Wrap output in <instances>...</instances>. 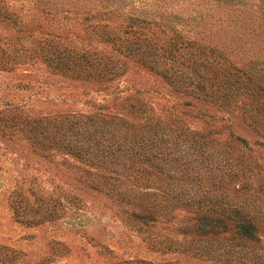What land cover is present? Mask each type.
<instances>
[{"label": "rangeland", "instance_id": "374dc122", "mask_svg": "<svg viewBox=\"0 0 264 264\" xmlns=\"http://www.w3.org/2000/svg\"><path fill=\"white\" fill-rule=\"evenodd\" d=\"M130 15L150 23L140 37L123 32L125 17ZM94 24L108 25L114 32L113 42L101 37L89 41ZM171 28L206 50L191 46L179 53L182 59L176 66H169L173 63L156 54L150 42L154 34L172 33ZM88 41L106 55L121 57L119 73L102 87H84L86 83L57 71L59 43L83 48L81 44ZM212 47L241 73L256 74L264 86V0H0V264H237L212 261L185 248L183 216L190 215L191 208L180 210L156 191L175 195L209 189L218 181L211 174L223 166L226 177L221 186L227 190L222 196L205 197L211 213L228 217L246 210L257 218L264 244V116L260 122L253 119L257 104L263 110L264 100L255 98L256 102L253 86L233 75L218 79L228 86V108L220 106V101L201 102L190 96L186 76L195 72L196 77H206L203 66L213 65ZM159 61L166 64L161 69L171 79L155 69ZM187 102L196 106L187 108ZM99 108H107L104 112L112 116L128 112L134 120H152L168 128L167 146L169 152L177 153L179 164L166 171L161 166L149 168L136 186L130 170L121 177L110 167L103 168L99 156L91 161L58 152L52 141L57 117L89 115ZM214 116H227L230 123H215ZM189 129L211 132L214 156L208 179L200 177L192 166L195 163L184 164L192 154ZM45 137L51 138L49 149L44 146ZM218 151L232 154L221 162ZM226 156L245 168L227 162ZM189 167L185 176L184 168ZM206 171L201 169L202 177ZM138 186L153 188L147 191L153 195L133 190ZM233 187L243 191L240 197L232 193ZM20 190L26 195L33 192L36 206L63 199L67 209L41 224L21 222L12 203ZM180 200L188 201L187 197ZM161 201L164 211L155 208ZM226 206L229 212L219 215L217 211ZM149 207L163 216L153 227L134 217ZM250 252L245 248L232 255L246 257ZM259 254L264 264V250Z\"/></svg>", "mask_w": 264, "mask_h": 264}, {"label": "trees", "instance_id": "16d2710c", "mask_svg": "<svg viewBox=\"0 0 264 264\" xmlns=\"http://www.w3.org/2000/svg\"><path fill=\"white\" fill-rule=\"evenodd\" d=\"M125 19L127 22L123 25V32L127 35L140 37L144 33L143 30L150 27L148 26L150 25L149 21L147 22V20L133 15L127 16ZM98 25L99 24H94L90 26L89 41H93L95 37H101L104 42L107 40L108 42H113L114 39L111 37V35H114L113 30L110 29L108 25ZM171 29H173L172 33L165 31L159 35L154 34L155 37L151 38L150 42V47L156 54L161 53L164 60L173 63L169 64V66H176L177 64L175 63L182 59V55L179 53L185 49L191 48V46H197L203 51L206 50V46L201 47L200 44L196 43L191 38L185 37L175 28ZM117 30L122 32L119 28H117ZM89 41L86 44H81L83 48L69 42V44L59 43L60 49L57 50V71L65 72L67 77L71 76L76 78V80H80V82L86 83L84 87H102L105 82L119 73L121 57L118 55H106L100 48H93ZM211 49V63L213 65L209 64L210 62H206L203 66V73L208 77L207 85L204 83L207 78L202 74L199 77H196L195 72L192 74L193 76H190V74L187 75L189 66L192 65V63L190 62L187 65L188 70H186L185 73L187 75L186 78L190 96L201 102H208L211 100L217 103V101H220L223 103L220 104V106L228 108L225 106L230 101L228 86H222L218 79L220 75H233L238 80H242L241 82L253 86L254 91L257 93V97L253 96L254 99L264 100L263 82L255 78L254 75L256 74L245 71L241 73V70L239 71L238 68L234 66L233 62L226 59L222 53H218L215 47ZM159 63L161 65L157 66L155 69L159 70V73H163L164 78L168 80L169 78L171 79L172 76L169 72L167 71L165 73V71L161 69L162 66L167 68L166 64L163 65L161 61H159ZM178 64L180 65V62ZM181 78L182 77H180V79ZM222 80L223 77L220 78V81ZM87 91L88 90H85V92ZM257 99H255L256 102H259ZM185 106L190 108L192 106L195 107L196 104L187 102ZM130 107L135 106L133 104ZM261 107L262 106L257 104L256 111H253L254 114H256L255 117H253V119H255L254 122H260L259 118L264 116L262 115L264 108L261 110ZM104 111H107V108H99L98 112L89 115L74 113L60 114L56 119L55 138L52 140L58 152L65 154L67 157L74 156L82 159L91 158V161L100 157L103 168H105L104 166L106 165V167H110L113 172L120 173V175L122 172L130 170V180L135 182L136 186L141 179V173H150L151 170H149V168L155 169L161 166L162 169L166 171L179 164V156L177 153L173 154L169 152V147L167 146L168 128L160 127L154 124L152 120L151 122L144 123L139 120H134L133 116H130L128 112L123 116H112ZM245 112L246 114L248 113V108L245 109ZM214 119L215 123H223V125L228 122L230 123V119L227 116H222V118L214 116ZM48 137L44 138V146L49 149L53 144L50 143L51 138ZM187 137L189 149L192 150V154L187 157L184 164L190 165L195 163V165L192 166L197 169L200 177L206 179L207 176L208 179V172L209 170L211 171L210 167H212L211 162L214 156L210 152V145L213 142L211 132L205 134L189 129ZM230 137V140L236 143L233 137ZM184 141L185 140L181 141V143ZM156 148L159 150L158 152H155ZM229 154L232 153L230 151H227V153L217 152L221 162L225 160L224 156ZM226 157L228 158L226 159L227 162H237L238 165L236 166L244 167V164L239 163L238 160L230 156ZM232 159L234 161H231ZM190 169V167L184 168L185 174ZM201 169L208 170L203 177ZM233 170L235 171L237 168ZM215 171L217 172L216 174ZM225 172L226 169L224 166L218 168V170L215 168L211 176L214 175L212 177L216 178L218 181L211 183L212 187L209 189L202 188L195 190L194 193L189 191L185 193L178 192L176 194L174 193L175 195L168 193L166 190L156 189V191L160 190V192H163L166 197L164 200L172 206L177 208L180 207V210L187 211L185 207L191 208L192 212L188 211L190 215L183 216V220L187 222L185 228H183L185 233L184 236L187 238L185 248H192V250L188 249L189 251L212 261L224 260L228 263L235 262L237 264H263V261L258 258L262 256L259 253L263 252L264 244H262L263 240L260 235L261 229L258 228V220L256 217L250 215L244 209H240L234 216L228 217H218L211 213L212 210L208 205L209 200L205 197L210 198L211 195L220 193L222 196L225 193L227 188L221 186L222 180L226 177ZM235 172L240 175V171ZM237 174L231 177V179H234V177L236 179ZM219 175H221V178ZM185 176H187V174ZM121 177L123 176L121 175ZM235 179L233 181H235ZM215 183H218L219 186L216 187L217 184ZM206 189L208 194L206 193ZM133 190L137 191L139 194H141L139 191L142 192L145 190L144 192L147 193V195H153L147 192L153 190V188L149 186H138ZM241 192L243 191L239 188L233 187L232 189V193L235 197H240ZM29 193L30 194L26 195L24 191L20 190L13 195L12 203L14 211L17 219L21 222L26 224H41L49 220H54L55 218L53 217L56 216L57 213L59 214L60 211L67 209V203L63 199H58L54 202L48 200L51 205L44 201L36 206L31 200L33 192ZM200 195H205L204 199L196 200L195 197ZM182 197H187L188 201L180 200ZM36 200L37 198L35 201ZM44 204L47 206H42ZM164 206L165 203L161 201L159 204L155 205V208L164 211ZM226 208L227 206L218 210L217 212L219 215L229 212ZM146 209V212L143 214H134L135 219L150 227L156 226V223H160L158 219L161 220L163 216L154 211L152 207ZM33 213L35 214L34 216H32ZM262 229L264 230V228ZM189 236L190 238H188ZM245 248L251 249V252L248 253L246 257L239 256V258H234L235 256H233L232 253L235 250H243ZM247 259L252 261L247 262Z\"/></svg>", "mask_w": 264, "mask_h": 264}]
</instances>
